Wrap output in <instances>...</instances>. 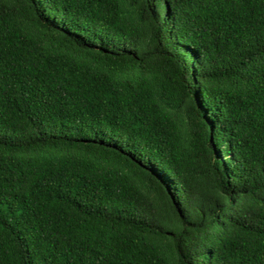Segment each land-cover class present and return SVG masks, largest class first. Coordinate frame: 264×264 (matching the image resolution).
Returning a JSON list of instances; mask_svg holds the SVG:
<instances>
[{
  "label": "trees",
  "instance_id": "trees-1",
  "mask_svg": "<svg viewBox=\"0 0 264 264\" xmlns=\"http://www.w3.org/2000/svg\"><path fill=\"white\" fill-rule=\"evenodd\" d=\"M0 264H264V0H0Z\"/></svg>",
  "mask_w": 264,
  "mask_h": 264
}]
</instances>
